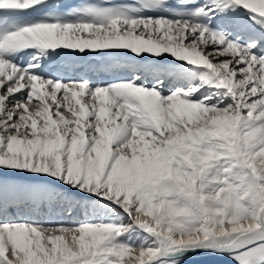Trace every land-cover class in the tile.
<instances>
[{"label":"snow or ice","instance_id":"snow-or-ice-1","mask_svg":"<svg viewBox=\"0 0 264 264\" xmlns=\"http://www.w3.org/2000/svg\"><path fill=\"white\" fill-rule=\"evenodd\" d=\"M0 264H264V0H0Z\"/></svg>","mask_w":264,"mask_h":264}]
</instances>
